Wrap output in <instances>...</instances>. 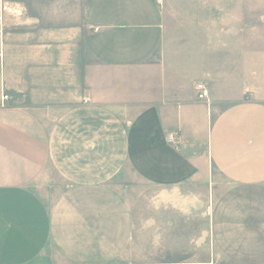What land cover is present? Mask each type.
<instances>
[{"label": "crops", "instance_id": "0c3cea01", "mask_svg": "<svg viewBox=\"0 0 264 264\" xmlns=\"http://www.w3.org/2000/svg\"><path fill=\"white\" fill-rule=\"evenodd\" d=\"M22 3L47 26L0 36V264H264V0Z\"/></svg>", "mask_w": 264, "mask_h": 264}, {"label": "rangeland", "instance_id": "374dc122", "mask_svg": "<svg viewBox=\"0 0 264 264\" xmlns=\"http://www.w3.org/2000/svg\"><path fill=\"white\" fill-rule=\"evenodd\" d=\"M82 4L79 3H75L73 2L71 4L72 7V24L71 26H76L78 24V20L74 19V14L78 11V8H80ZM6 6V5H5ZM40 10L46 13L47 11V3L44 4H40ZM1 14H0V36H1V41L4 40L2 36H4V34L7 36H10L11 39L13 40L14 44H18L15 43V38L17 36H21V34H27L25 35L28 36L27 38H31V35L33 32H37L38 29L44 28V26H47V23H45V20H41V19H36L34 18V14H35V9H33L32 7V3H22L19 5H17L15 7V5L11 8V7H6V9H1ZM53 20V19H52ZM54 22H56V20H53L51 23V26H54ZM0 49H3L2 45L0 46ZM2 52V50H1ZM79 73V69H76L74 74H78ZM72 87L73 89L75 87L79 88V83L76 77H73V82H72ZM78 96L76 98L72 99V105L77 104L80 99H79V94H77ZM75 96V95H73ZM75 102V103H74ZM77 102V103H76ZM82 102V101H81ZM219 182V181H218ZM227 189V185L225 183H219L217 192L220 194L222 191H225ZM149 193L152 194V202L155 203V190L153 188H148V187H144V186H137L135 187L134 191H130V195L129 198L132 201L135 202L136 204V216L137 219L138 217L143 219V214H144V203L150 201L149 200ZM217 193V195H215L216 201L221 200L222 199V195H219ZM158 213V208L153 207L152 208V215L153 217H155L154 213ZM173 217H175V215H172ZM195 222L197 220V225H199L200 227L203 225V223H205L202 219L201 216L199 217H195ZM195 226V225H194ZM137 233H141L143 234V230H139ZM209 250H212V244L210 242V238H209V243H207ZM215 264H235L233 263L231 260L225 258L223 255H221V253L218 252V255H216L215 257Z\"/></svg>", "mask_w": 264, "mask_h": 264}, {"label": "built area", "instance_id": "2783aa9c", "mask_svg": "<svg viewBox=\"0 0 264 264\" xmlns=\"http://www.w3.org/2000/svg\"><path fill=\"white\" fill-rule=\"evenodd\" d=\"M195 91H196L197 100L204 102L208 101L209 91L204 84L202 83L197 84L195 87ZM7 100H8V95L3 92L1 96V105H4L5 101ZM177 140H178V136L175 133H169L166 137V142L171 145H175L177 143Z\"/></svg>", "mask_w": 264, "mask_h": 264}]
</instances>
